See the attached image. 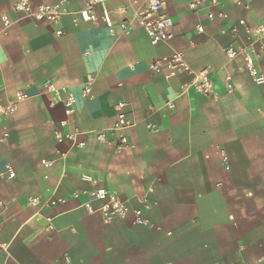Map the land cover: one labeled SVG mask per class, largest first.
<instances>
[{"label":"crops","instance_id":"1","mask_svg":"<svg viewBox=\"0 0 264 264\" xmlns=\"http://www.w3.org/2000/svg\"><path fill=\"white\" fill-rule=\"evenodd\" d=\"M17 1L0 0V103L18 90L28 98L0 120V264H264V81L225 52L253 39L237 22L264 23V0L194 8L165 0L173 37L155 45L139 27L120 28L143 0L105 1L113 32L71 13L57 22L27 18ZM210 11L227 17L209 19ZM248 50L264 78V37ZM174 52L189 72L149 68ZM203 70L212 81L206 94L192 86ZM66 92L75 99L70 114ZM119 113L131 125L113 130ZM7 167L11 178L1 175ZM99 187L129 211L141 208L148 223L86 212Z\"/></svg>","mask_w":264,"mask_h":264},{"label":"built area","instance_id":"2","mask_svg":"<svg viewBox=\"0 0 264 264\" xmlns=\"http://www.w3.org/2000/svg\"><path fill=\"white\" fill-rule=\"evenodd\" d=\"M69 0H58L54 3H38L33 4L29 0H18L14 4V9L21 13L22 16L27 18H32L38 21H48L57 22L61 17L67 13L78 15L82 21L98 22L102 21L110 31L113 32V23L109 17L107 9L104 7L106 0H84V6L77 11H70L67 9V3ZM203 0H191V6L194 8L200 4ZM235 5H244V0H231ZM211 5L218 3V0H209ZM100 6V13L98 14L96 7ZM207 17L213 19L215 17L224 19L227 17L225 12L219 11L214 13L212 11L208 12ZM2 21L4 25L9 24V20L5 14H1ZM76 22L77 20L74 19ZM238 26H242L246 36L250 39L246 46L240 48H234L233 46H228L225 48V52L229 58L236 55H241L247 70L250 75L253 76L254 81L257 83H262L264 78L261 74L257 72L253 64V55L248 50L251 44L264 37V23L257 25L254 28H250L245 25L244 19H239L237 22ZM134 27L141 28L147 35L151 45H155L159 42H166L173 37L172 27L173 21L170 16L165 11V0H143V4L140 8L136 9L133 16L129 19L124 20L120 23V28L123 32L128 33ZM197 31H202V26H197ZM232 32H237V27L232 28ZM149 68L152 71L166 70L169 76H176L183 71H190L189 67L183 60L182 54L179 52H174L169 56H162L155 58L149 64ZM226 87L229 91L233 90V86L230 82V77L226 76ZM192 86L196 88L199 92L206 94L212 89V81L209 74L206 71L197 72L194 76ZM89 93V86H85L83 90V96H87ZM28 98V94L23 91H16L15 97L6 103H0V120L12 114L16 110V105L21 100ZM64 105L66 108V113L70 114L74 110L75 99L72 93L66 92V97L64 99ZM123 103H119L118 106H122ZM66 121L60 122V126H65ZM131 124L125 120L123 113H119L117 116V121L113 126V130H122L129 127ZM149 128L152 127L151 123H147ZM63 134L57 130L55 131V137L59 139ZM66 136H70L66 134ZM100 139H104L103 134H99ZM120 145H127L126 136L122 135L119 140ZM79 147L83 146L82 142L77 144ZM43 163L48 164V162L43 161ZM11 178L14 176V172L11 168L7 167L6 171L1 174ZM75 195V193L73 194ZM35 200L33 199L32 202ZM63 200H57L55 198H50L48 203L50 205H56ZM93 201H98V205L94 206ZM84 209L88 213H99L105 222L111 221L113 218H126L131 217L134 223L147 224L148 221L142 217V209L134 208L129 211L128 206L120 196L105 187H99L92 192L91 199L83 204ZM143 208H149L147 201L143 202ZM2 246L0 245V249Z\"/></svg>","mask_w":264,"mask_h":264}]
</instances>
